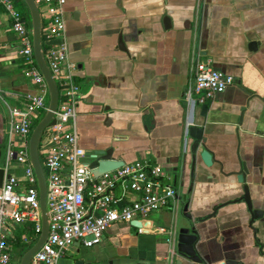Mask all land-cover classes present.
<instances>
[{"label":"crops","instance_id":"obj_1","mask_svg":"<svg viewBox=\"0 0 264 264\" xmlns=\"http://www.w3.org/2000/svg\"><path fill=\"white\" fill-rule=\"evenodd\" d=\"M62 16L82 164L106 149L124 163L157 164L175 196L173 210L138 222L146 229L113 223L98 244L72 246L56 264H264V0H64ZM9 26L0 7V168L21 177L15 161L4 168L14 138L7 107L35 86ZM196 62L234 79L204 110L184 96ZM192 124L201 128L195 151ZM158 226L172 229L169 241ZM5 228L11 240L19 225Z\"/></svg>","mask_w":264,"mask_h":264},{"label":"built area","instance_id":"obj_2","mask_svg":"<svg viewBox=\"0 0 264 264\" xmlns=\"http://www.w3.org/2000/svg\"><path fill=\"white\" fill-rule=\"evenodd\" d=\"M33 2L37 8L44 6V12L40 14L41 45L57 88V103L38 142V149L44 152L42 171L47 233L31 254L28 264H56L75 243L84 248L98 244L113 223H141L163 208L173 210L175 188L159 165L146 161L124 163L98 176H93L82 164L83 152L77 146L74 128L78 86L72 76L75 66L67 61L62 16L64 0ZM0 7L9 17L10 30L19 39L17 52L24 63V74L35 86V91L22 96L17 105L7 107V129L14 138L7 141L4 168L10 161H15L21 166L22 174L21 177L6 174L0 184V264H17L11 260V245L5 226L7 223H28L35 239L40 231L37 187L28 159L27 140L34 120L46 108L47 90L33 59L30 29L24 15L14 0H0ZM233 83L231 75L196 62L184 96L190 105L202 104ZM136 228L139 232L146 229L142 225ZM155 229L165 234L169 241L170 227ZM22 241L27 242V239Z\"/></svg>","mask_w":264,"mask_h":264},{"label":"water","instance_id":"obj_3","mask_svg":"<svg viewBox=\"0 0 264 264\" xmlns=\"http://www.w3.org/2000/svg\"><path fill=\"white\" fill-rule=\"evenodd\" d=\"M26 7L28 13L29 20V29H30V39H31V49L32 55L35 62L36 67L38 68L40 74L43 77V80L46 85L47 90V102L46 108L42 113L41 117L37 120V122L33 125L27 140V152L29 163L33 169V173L36 180L37 187V197L39 203V212H40V231L37 238L33 241V243L21 254L17 264H28L31 254L41 245L47 233V219L44 209V194H45V185H44V175L41 167V163L38 157V142L42 130L46 127L52 119L53 112L57 103V88L51 74L47 68L45 59L43 57V48L41 45V37H40V27H41V19L37 6L33 2V0H21ZM205 109V105L201 104V110ZM187 134L189 137H192L195 142L192 144V151H195L197 147L198 141L202 139L201 137V128L196 125H190L187 128ZM209 153L205 148L200 153L201 158L205 163H209ZM89 161L84 165L90 169V172L93 176H98L103 172L113 170L114 168L121 166L124 164L123 160H117L111 156V150H94L93 152L88 154ZM243 171L245 168L243 167ZM4 171L0 168V184L3 179ZM243 193L241 199L245 203L247 209H250V203L247 196V189L243 186ZM132 226L137 227L139 223L137 221L129 222ZM186 230H180V234L178 235V242H185L187 238H183L182 235ZM74 245H77L76 243ZM182 249V248H180ZM178 249V250H180ZM75 264H83L81 259L75 261Z\"/></svg>","mask_w":264,"mask_h":264},{"label":"trees","instance_id":"obj_4","mask_svg":"<svg viewBox=\"0 0 264 264\" xmlns=\"http://www.w3.org/2000/svg\"><path fill=\"white\" fill-rule=\"evenodd\" d=\"M14 1L16 3L18 2V0H14ZM24 8L25 9L23 13H25L27 24L29 25V20H28L29 16L26 7ZM36 120L34 121V123H36ZM18 225L19 228L17 229V232H14L13 238L9 241H11V245H12L11 249L13 250V253H16L17 255H21L24 252V250H26L33 243V241L35 240V235L32 232L30 224L23 223ZM23 238L27 239V242H23L22 241Z\"/></svg>","mask_w":264,"mask_h":264},{"label":"rangeland","instance_id":"obj_5","mask_svg":"<svg viewBox=\"0 0 264 264\" xmlns=\"http://www.w3.org/2000/svg\"><path fill=\"white\" fill-rule=\"evenodd\" d=\"M18 3L23 7V9H25L24 7V4H23V2L21 1V0H18ZM39 10H40V7H39ZM41 115H42V113L36 118L37 120L41 117ZM35 119V120H36ZM34 120V121H35ZM37 120H36V122H37ZM35 124V123H34ZM33 127V126H32ZM32 129V128H31ZM31 129H30V131H31ZM37 153H38V157H39V161H40V163H41V167H42V169H43V166H42V156H43V151H41V150H37ZM23 250V249H22ZM14 255V254H13ZM15 256H16V260H19V258H20V256L21 255H17L16 253H15Z\"/></svg>","mask_w":264,"mask_h":264}]
</instances>
